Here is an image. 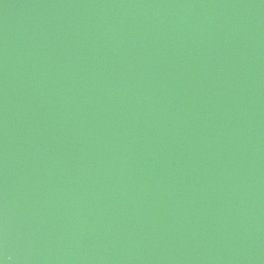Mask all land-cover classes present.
<instances>
[{"label":"water","instance_id":"95a60500","mask_svg":"<svg viewBox=\"0 0 264 264\" xmlns=\"http://www.w3.org/2000/svg\"><path fill=\"white\" fill-rule=\"evenodd\" d=\"M0 264H264V0H0Z\"/></svg>","mask_w":264,"mask_h":264}]
</instances>
